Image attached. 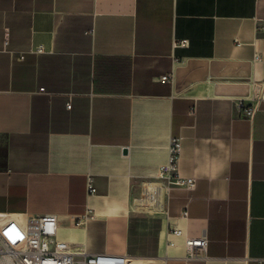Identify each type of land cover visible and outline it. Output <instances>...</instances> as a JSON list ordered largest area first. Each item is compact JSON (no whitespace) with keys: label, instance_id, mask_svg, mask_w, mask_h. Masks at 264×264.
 <instances>
[{"label":"crops","instance_id":"1","mask_svg":"<svg viewBox=\"0 0 264 264\" xmlns=\"http://www.w3.org/2000/svg\"><path fill=\"white\" fill-rule=\"evenodd\" d=\"M263 91L264 0H0V231L54 215L76 250L129 264H264ZM174 138L197 184L141 237Z\"/></svg>","mask_w":264,"mask_h":264},{"label":"built area","instance_id":"2","mask_svg":"<svg viewBox=\"0 0 264 264\" xmlns=\"http://www.w3.org/2000/svg\"><path fill=\"white\" fill-rule=\"evenodd\" d=\"M181 44L186 45L187 41H182ZM36 52L43 53L44 50L39 47ZM170 78L164 76L162 80L169 81ZM258 100H264V91ZM241 101L244 103V100ZM243 103L241 106H244ZM68 107L71 108V105L69 104ZM255 110L256 107L255 109L253 107L249 113ZM180 146V140L174 138L171 161L162 172V182L144 185L142 196L138 199L139 209L140 206L151 207L154 209L151 212L158 214V209H164L165 196L173 185L189 190L195 189L196 179H184L177 173V156ZM88 190L91 194L96 192L91 179L88 182ZM84 220L86 219L78 218L77 222L81 224ZM24 230L25 238L18 243L10 241L0 231V264H129L131 259L127 254H88L76 250L71 243L59 237V220L54 215L29 217L24 221ZM171 234L182 236L184 233L182 229L174 228ZM186 246L191 258L206 257L209 239L206 234L199 237H187Z\"/></svg>","mask_w":264,"mask_h":264},{"label":"rangeland","instance_id":"3","mask_svg":"<svg viewBox=\"0 0 264 264\" xmlns=\"http://www.w3.org/2000/svg\"><path fill=\"white\" fill-rule=\"evenodd\" d=\"M145 213V217L147 219V222H145V224H143V226L139 229L141 237H145L147 238L148 235L153 236V234L158 231V220L159 217L161 216L162 213L159 214H155L153 212L150 211H144ZM13 219H15L13 217ZM149 232V233H148ZM146 243L147 246V240H143L142 244L144 245ZM136 262L133 261L131 264H135Z\"/></svg>","mask_w":264,"mask_h":264},{"label":"bare ground","instance_id":"4","mask_svg":"<svg viewBox=\"0 0 264 264\" xmlns=\"http://www.w3.org/2000/svg\"><path fill=\"white\" fill-rule=\"evenodd\" d=\"M257 93V92H256ZM140 209L141 210H145V211H153L154 209H152L151 207H146V206H140ZM163 210V208H160V209H158V211H162Z\"/></svg>","mask_w":264,"mask_h":264}]
</instances>
